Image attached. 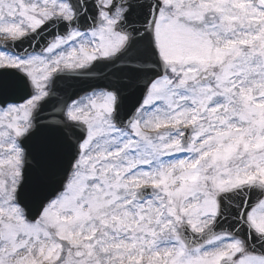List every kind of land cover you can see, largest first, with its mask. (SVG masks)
Masks as SVG:
<instances>
[{
	"label": "snow or ice",
	"instance_id": "1",
	"mask_svg": "<svg viewBox=\"0 0 264 264\" xmlns=\"http://www.w3.org/2000/svg\"><path fill=\"white\" fill-rule=\"evenodd\" d=\"M0 264H264V0H0Z\"/></svg>",
	"mask_w": 264,
	"mask_h": 264
}]
</instances>
